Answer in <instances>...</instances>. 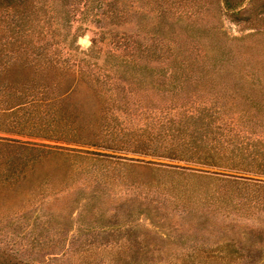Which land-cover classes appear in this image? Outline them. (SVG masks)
Masks as SVG:
<instances>
[{
	"label": "trees",
	"instance_id": "obj_1",
	"mask_svg": "<svg viewBox=\"0 0 264 264\" xmlns=\"http://www.w3.org/2000/svg\"><path fill=\"white\" fill-rule=\"evenodd\" d=\"M93 2L99 36L81 49L71 18ZM188 2L130 0L156 18L141 39L109 27L128 21L118 0H0V132L17 136L0 137L1 210L61 190L83 159L110 161L75 146L264 175V43L242 65L221 30L194 28L207 3ZM250 13L264 37V0H251ZM178 20L182 41L171 36ZM0 264L30 263L0 247Z\"/></svg>",
	"mask_w": 264,
	"mask_h": 264
},
{
	"label": "rangeland",
	"instance_id": "obj_2",
	"mask_svg": "<svg viewBox=\"0 0 264 264\" xmlns=\"http://www.w3.org/2000/svg\"><path fill=\"white\" fill-rule=\"evenodd\" d=\"M118 1L128 21L109 27L145 39L156 18L135 10L130 0ZM203 2L208 10L193 18L194 28L221 30L242 65L243 58H255L264 37L254 13L247 14L251 0L231 9L220 0ZM100 11L93 2L71 18L81 49L99 36ZM182 23L176 21L173 28L179 33L171 35L180 41L185 37L178 27ZM97 45L105 48L102 42ZM75 147L110 154V161L83 159L80 172L72 173L61 190L40 188L43 199L37 196L15 213L0 209V247L20 262L264 264V175L141 152ZM247 251L251 255L243 257Z\"/></svg>",
	"mask_w": 264,
	"mask_h": 264
},
{
	"label": "water",
	"instance_id": "obj_3",
	"mask_svg": "<svg viewBox=\"0 0 264 264\" xmlns=\"http://www.w3.org/2000/svg\"><path fill=\"white\" fill-rule=\"evenodd\" d=\"M84 41H85V39H84V38H82V39H81V42H84Z\"/></svg>",
	"mask_w": 264,
	"mask_h": 264
}]
</instances>
